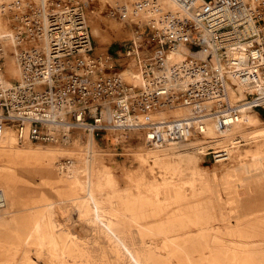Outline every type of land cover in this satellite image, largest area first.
<instances>
[{"label":"rangeland","instance_id":"1","mask_svg":"<svg viewBox=\"0 0 264 264\" xmlns=\"http://www.w3.org/2000/svg\"><path fill=\"white\" fill-rule=\"evenodd\" d=\"M27 1L37 4L35 0ZM76 1L85 6L89 30L90 22L100 26L101 42L92 39V45L94 49L107 48L110 57L105 60L106 66L110 59L113 66L105 68V71L118 72L119 63L127 60L126 50L130 46L133 53L137 50L144 52L146 48L150 55L163 53L165 48L157 43L144 47L143 42L148 41V34L159 29L152 27L149 19L142 15L143 11L129 13L124 8L125 12L121 13L122 6L111 3H105L100 11H95L94 0H49L47 7ZM186 2L191 4L194 0ZM15 12L2 15L13 30L18 23ZM180 14L187 15L182 8L172 6L166 11V20L171 23L169 15ZM110 20L118 25L114 27L117 33L108 27L106 22ZM139 21L145 23L139 25ZM136 31H139V37L135 36ZM135 39L139 44L137 46L133 42ZM106 50L104 53L98 52L96 56L104 55ZM11 67L8 66L7 74ZM237 98L240 99L239 96ZM261 111H264L261 107L253 108L252 113L258 116V120L249 117L244 125L231 129V132L236 135L242 130L263 126ZM0 112L7 116L1 107ZM246 112L249 114V111ZM0 128H12L15 133L13 122L7 118H0ZM14 133V148L4 149L0 145V198L3 193L8 201V214L5 215V208L0 207V264L31 261L34 257L32 248L36 247L33 228L40 223L43 232L46 231L44 219L41 218L49 205L60 221L63 236L69 239L70 235V264H264V203L257 204L254 198L246 195V185H250L251 179H264V140L245 138L241 143L232 145L230 156L234 151L239 152L242 163L230 166L226 175L213 180L212 176L203 179L204 175L193 173L198 160L208 168L217 164L209 155L198 156L190 150L186 154L167 152L165 148L169 142L166 139L162 147L153 148L143 134L140 138L135 136L140 131L128 130L118 134V130H107L99 135L93 131L92 138L101 151L100 168L110 169L112 186L104 187L97 196L102 221L85 226L78 217L91 213L92 206L85 204L76 207L70 199V192L58 187L53 180L59 175L54 171L53 176L33 158L27 157L38 154L50 158L51 155L44 151H51L59 157L58 166L60 160L71 156L61 152L58 154L61 147L53 146V149L52 146L21 143ZM78 140L80 146L84 147L85 134ZM190 142L180 141V152H183L182 148L190 147ZM28 149L35 151L27 152ZM251 157H259L260 163L254 165ZM71 186L75 188L74 184ZM254 187L259 196L264 188V180ZM246 207L250 211H246ZM25 240L29 241L27 245H24Z\"/></svg>","mask_w":264,"mask_h":264},{"label":"built area","instance_id":"2","mask_svg":"<svg viewBox=\"0 0 264 264\" xmlns=\"http://www.w3.org/2000/svg\"><path fill=\"white\" fill-rule=\"evenodd\" d=\"M25 4L21 8V0L12 3L17 10L14 16L18 30L11 54L22 77L9 86L3 78L4 49L0 44V107L11 117L19 139L47 142L67 136L62 130L49 131L48 124L90 126L99 135L104 130L97 124L105 120L124 132L139 127L136 137L143 134L148 142L160 144L166 133L176 139L202 138L208 117L213 118L218 129L236 123L240 102L264 109V1L252 9L242 0H213L201 13L209 36L192 33L193 24L188 18L178 21L188 28V33L148 34L144 47L157 43L165 49L155 55L144 49L147 69L153 74L143 87L127 82L117 71L109 73L104 69V73L93 74L98 69L94 62L84 63L83 54L90 57L92 45L84 9L77 1L63 4L59 10L46 7V21L41 5L32 1ZM42 39L48 43V54L41 51ZM173 42H183L188 47V58L176 65L169 76L157 77L158 67L167 56L165 51ZM22 43L29 46L23 47ZM130 47L126 56L137 58ZM191 49L195 50L190 52ZM218 61L225 67L218 66ZM230 74L245 86L235 104L229 97ZM209 98H214L210 108L205 103ZM107 108L111 110L105 119ZM174 109L184 114L151 120L147 126L137 121L140 115H169ZM202 155L211 156L214 162L224 161L228 151L209 145Z\"/></svg>","mask_w":264,"mask_h":264},{"label":"bare ground","instance_id":"3","mask_svg":"<svg viewBox=\"0 0 264 264\" xmlns=\"http://www.w3.org/2000/svg\"><path fill=\"white\" fill-rule=\"evenodd\" d=\"M35 1L37 2V4L39 6L41 5L40 7L42 8L43 18L46 21V15L48 12L46 10V7L48 5L49 0H35ZM94 1H96V10L95 11H100L102 9V6L105 5V3L106 4L111 3L113 5L119 4L120 6H122V7H120L121 13H124L125 9H126V11H129V13L134 12V10L143 11L142 15L144 14V17L146 19H149L148 21L151 22L152 27L159 29V30L154 29L155 32H159V33L162 32L164 34H173L176 32H179L181 34L188 33L187 32L188 28L182 27V23H178L179 20H182L183 18H188L191 20L190 22L193 24V27L191 30L192 33H200L202 35L209 36L208 30L205 27L204 22H202L201 13L206 8V7L205 8H202V7L204 5H207V6L210 5L211 2H213V0L212 1L211 0H194V2L191 4L190 3L188 4L186 2L188 0H186V1L185 0H106V1L105 0H94ZM242 1L244 3H246L250 8L257 9L260 6V3L264 0H242ZM0 2H3V3H1V5H3V6L0 5V37H2V38H0V44L4 49L2 52L3 57L1 58L3 60L1 61V63L3 65V78L5 81V85L9 86L12 84V80L13 81H18V80L20 81L21 77H22L21 69L11 54L12 51H15V47H16L15 42L17 43V38H15V37H16L17 30H18V23L15 24V27L13 30L10 27V25L8 24V22H6V20L2 16L5 13L8 16L9 14H12L13 12H15V7L12 6V3H14L15 0H10V1L9 0H0ZM191 2H192V0H191ZM25 3H26V0H21V5H20L21 8H25V6H26ZM77 3H79V2H77ZM79 4L82 6L83 9H85L84 8L85 6L83 3H79ZM185 4H188V5L186 6ZM202 4H204V5H202ZM62 6L63 5L61 4L58 7H52V8L59 10ZM172 6H174L175 8L176 7L182 8L183 11L185 10L187 15L186 14H180V16L169 15V20L172 23V25H171V23L168 22V20H166L165 14H166V11L168 10V8H170ZM148 7H150V9ZM21 8H19L18 10H21ZM114 8H117V6H115ZM197 11H199V12L196 13ZM84 22L87 23V25L89 24L88 23V17L86 16V14L84 17ZM106 23H107L109 28L113 29L114 32L117 33L118 30H117V28H114V27H117L118 25L115 23V21L110 20ZM144 23L145 22H142V21L138 22L139 25L144 24ZM90 26H91V29H90L91 31L90 30L89 31H90L91 45H92V39H94V41H97L100 43L101 42L100 26H98V24H95L94 22H90ZM183 30H185V32H182ZM135 33H136L135 36L139 37V34H140L139 31H136ZM133 42L136 44V46L139 45L138 41L136 39L133 40ZM102 43H104V42H102ZM22 46L27 47V46H29V44L22 43ZM41 46H42L41 51L43 53L48 54V43L46 40H43V43L41 44ZM181 47H183V48H181ZM92 48H93V45H92ZM135 48H137V47H135ZM106 49H107L106 47H95V49L93 48V52H92L93 54L92 53L89 54L90 57H88L87 53L83 54V56L86 57L84 63H93L94 62L95 64L93 63V65L95 67H98V69L100 68V71L98 69L96 71L94 70L93 74H95L97 72L98 73H101V72L104 73L105 68L113 66V64H112L113 61L111 59H110V61H108V66H106L105 60L110 57V54L107 52ZM105 50H106V52L104 55L96 56L98 54V52L104 53ZM186 51H187V48L184 47L183 42H173V44H171L170 48L167 51H165V54H167V56H165L164 61L162 63V66L158 67L159 72L157 73L158 74L157 77L162 76V75L163 76H169L171 74L172 70L175 67H177L176 65H181L183 62H185V60L188 58V55H189ZM131 52H132V50H131ZM134 53H135V55H138L139 58L137 57L136 59L135 58L129 59V57L126 56L125 58H127V60L124 59L125 61H121V63H119L120 69H118L119 70L118 73H120L122 78L124 80H126L127 82H129L135 86H138V87H143L150 80V77L153 74V72H150V70L147 69L146 65H147L148 59L146 57H143V56L141 57L143 52H141V51L139 52L137 50V51H134ZM121 59L122 58L117 59V60H121ZM10 65H12V67L8 70V72H9L8 74L10 75V77H9L7 74V69H8V66H10ZM224 65H225V63H223L222 61H218V66L225 67ZM81 70L82 69L78 70V72H81ZM153 71L155 72V69ZM228 77H229V79L227 80V82H228V85L230 87L229 97L231 99V104H235V102H237V99H238L237 97L238 96H239V98L242 97V95L244 93L245 86L240 85V83H238V81L236 80V78L232 74H230ZM229 82H231V83H229ZM234 87L236 90L234 89ZM236 91H237L238 96L236 95ZM213 101H214V98L207 99L205 102L206 106L208 108H210V103H213ZM108 109L111 110L110 108L106 109L107 113L104 116L105 119H108L109 115H110V111ZM245 109L247 111H249V114H246L247 112ZM238 111L240 114L239 120L236 123H233L231 125L224 127L223 129H218L216 127L215 122L213 121V118L212 119L209 117L206 118L208 121H206V131H205V135L202 138L201 137H193V138H187V139H176V138H173L171 135H168V133H166L165 139L168 140V142H169V144L166 145V148H165L166 151L170 152V153L171 152H177L179 154H186L190 150V151L195 152L198 156L199 155L202 156V154L205 153L206 148L209 145H212V147L221 146V147L227 148L228 155L226 157V160H228L231 157L230 156V148L233 147L232 145L240 142L241 140H243L245 138H253L254 137V138H258V139H256V141L257 140L258 141L264 140V125L257 127V128H254V129H251V130H247V129L242 130L241 132L237 133L236 135L233 132H231V129H234L235 127H239L241 125H244L248 121L249 117H250V119H253L255 121L258 120V116L256 114L252 113L253 108H251V106H249L246 103H242L241 106H238ZM168 113H169V115L162 114V112H160L159 114H156V115H150V114L140 115L137 117V121L139 124H142V126H145V125L147 126L148 124H150L151 120L167 119L170 117L174 118V117L182 116L184 114L180 109H174L172 111H169ZM213 114H215V113H212V115ZM0 118L1 119L2 118L3 119H6V118L9 119L11 117L4 116L0 112ZM97 127L100 129H103L104 131L110 130V131L116 132L118 130V134H121V132L124 131L123 129H117V128L111 127L109 122H107L105 120L100 121L97 124ZM138 128L139 127L135 128L133 130L140 131V129H138ZM14 130H15V133L13 132L12 128H9V130H4V129L0 128V145H2V147L4 149L14 148L13 147V144L15 143L14 138H13V133H14L16 139L18 141H20L21 143L26 142V143L30 144V146L40 145V146H48V147L52 146V148H53V146L61 147L60 150H58V154L61 152L64 155L68 154L71 156V157H69V156L64 157L62 160H60L58 162V166H57V160L59 157L55 156L54 155L55 153H53L51 151H44L45 153L47 152V153H49V155H51L50 158L49 157L46 158L43 155H38V154L37 155H31L30 154L27 157L33 158L35 161H37L40 164V166L43 169L53 173V176H54V171H55V173H57L59 175V176L57 175L59 178H57V179L55 178L53 180L56 182L58 187L70 192L69 193L71 195L70 199L72 200L73 204L76 207H79L80 205H85V204H88V205L90 204L92 206V208L90 210L91 213H88L84 216L79 215V217H78L80 219V221L85 226H90L92 223L101 222L102 216L99 214L101 212H98L97 196H98V194H100L101 189H103L104 187H106V189H107L108 186H110V187L112 186L111 185L112 174H111V171H109L110 169L109 170H106V169L102 170L100 168V165L102 163V160L100 158L101 151L98 150V148L94 142V139L92 138V133L94 130L90 126H84V125L83 126L65 125L63 127H59L58 125H55V124H48V130L49 131L58 132V131L62 130L67 134V136L64 137L63 139H57V140L47 141V142H45V141H33V140H30L27 138H22V139L20 138L19 139V137L17 136L18 134H17L16 129H14ZM71 130L74 132L73 134L71 132L70 133L68 132ZM84 134L86 136V144L84 143L85 145L83 147V146H80V142L78 139H81L82 135H84ZM165 139L160 144H153V143H150V144L153 146V148L157 149V148L162 147V145L165 142ZM182 140H189L192 142H190V147L189 146L184 147V148H182L183 152L182 151L180 152V150H181L180 146H182V145L181 144L179 145L178 143ZM27 146H29V145H27ZM19 149H20V147H19ZM25 149H26V147H24V150ZM31 151H35V150L34 149H28L27 150V152H31ZM13 153H12V157H13ZM26 154H28V153H26ZM251 154H253V153H251ZM46 156H48V154ZM187 157H188V154H187ZM258 158L257 157L252 158L254 165L256 163L257 164L260 163ZM15 159H17V156ZM189 159H192V158H189ZM6 160H8V159H6ZM226 160L217 161V164L215 166L213 165L212 168L202 166L198 160V162L195 163L196 168H194L195 171H193V173H196L199 176L201 174L204 175L203 179H206V177H208V176H212L213 180H217L219 177H223L224 175L227 174V171L230 170V166L234 167L235 165H240L242 163V158L240 157L239 152H236V151H234L231 159L228 162H226ZM15 161L17 162V160H15ZM26 161H25V163H26ZM21 162H22V160H21ZM21 162H19V163H21ZM37 162L35 164H37ZM223 162H226V163H223ZM12 163H14V162H12ZM104 165H106V164H104ZM34 166H36V165H34ZM103 168H104V166H103ZM52 177H51V179H52ZM262 180H264V179L263 178H253L249 181L250 185L249 184L246 185V188H247L246 195L248 197L254 198V200H256L255 203L257 202V204L264 203V188L262 191L259 192L260 194L258 196L256 194V188L254 187V186H257V184L259 182H261ZM72 184L75 185L74 186L75 188H72V186H71ZM135 185H136V183H135ZM1 198H2L1 201L3 202V204L0 201V203H1L0 207L5 208V215H6V214H8V201L6 200L5 195L3 193L1 195ZM245 209H246V211L249 210L248 207H246ZM88 210H89V208H88ZM57 218L55 216L53 207L51 205L47 206V208L45 209L43 216L41 218V219H44L46 231L43 232V230L41 229L40 223H37V222H36L37 224L33 228L34 229L33 232H34V235L36 237V241H35L36 247L32 248L34 257L31 259V261H21L20 260L21 262L15 263V264H70V263H68V260H70V255H69L70 254L69 253V251H70V246H69L70 235H69V239L68 238L66 239L63 236V232L59 228V227H61L60 223H59L60 221H58ZM105 218L106 217H104L103 219H105ZM107 219H108V217H107ZM110 220H112V218ZM107 221H109V220H107ZM28 243H29V241L25 240L24 245H27ZM24 247H26V246H24ZM21 250H22V248H21ZM52 260H54L55 262H52ZM73 263H74V261H73Z\"/></svg>","mask_w":264,"mask_h":264},{"label":"trees","instance_id":"4","mask_svg":"<svg viewBox=\"0 0 264 264\" xmlns=\"http://www.w3.org/2000/svg\"><path fill=\"white\" fill-rule=\"evenodd\" d=\"M262 115L264 116V111H261Z\"/></svg>","mask_w":264,"mask_h":264}]
</instances>
